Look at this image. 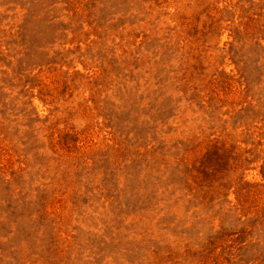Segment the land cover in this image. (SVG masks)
<instances>
[{
    "label": "rangeland",
    "instance_id": "1",
    "mask_svg": "<svg viewBox=\"0 0 264 264\" xmlns=\"http://www.w3.org/2000/svg\"><path fill=\"white\" fill-rule=\"evenodd\" d=\"M0 264H264V0H0Z\"/></svg>",
    "mask_w": 264,
    "mask_h": 264
}]
</instances>
